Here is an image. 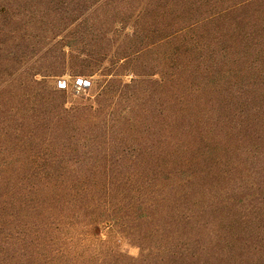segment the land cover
I'll return each instance as SVG.
<instances>
[{"label": "trees", "instance_id": "obj_1", "mask_svg": "<svg viewBox=\"0 0 264 264\" xmlns=\"http://www.w3.org/2000/svg\"><path fill=\"white\" fill-rule=\"evenodd\" d=\"M15 5L0 264H264V0ZM67 69L99 77L52 85Z\"/></svg>", "mask_w": 264, "mask_h": 264}, {"label": "rangeland", "instance_id": "obj_2", "mask_svg": "<svg viewBox=\"0 0 264 264\" xmlns=\"http://www.w3.org/2000/svg\"><path fill=\"white\" fill-rule=\"evenodd\" d=\"M16 2H18L21 6H13V9L15 11H18V10H23V8H26L28 6V3L29 1L31 0H15ZM254 23H255V28H256V25H257V20L255 19L254 20ZM3 61V58H0V63H2ZM7 60H5V63L7 64ZM125 68L121 69L122 71H126ZM0 71H1V65H0ZM99 76L97 75H86V76H77L75 75V73L71 70V69H67L65 74L61 75V76H54L51 81H52V85H58L59 86V82L61 80H64L65 81V86L63 88H66L68 91L70 92H74V91H84V88L83 86L81 85H78L77 81L78 79H85V80H89L92 82V84L94 83L95 79H97ZM132 76L131 75H128L126 77V79H130ZM117 247L122 250L123 252L125 253H128V254H131L133 256H138L139 255V252H140V249L138 248V246H136L135 244H133L131 241H129L128 239L126 238H122L120 236L117 235Z\"/></svg>", "mask_w": 264, "mask_h": 264}, {"label": "water", "instance_id": "obj_3", "mask_svg": "<svg viewBox=\"0 0 264 264\" xmlns=\"http://www.w3.org/2000/svg\"><path fill=\"white\" fill-rule=\"evenodd\" d=\"M77 83H78V85H79V84H82L83 87H89V86L91 85V81H89V80H83V79H81V78L77 81ZM65 84H66V83H65L64 80H61V81L59 82V86H60V87H64Z\"/></svg>", "mask_w": 264, "mask_h": 264}, {"label": "built area", "instance_id": "obj_4", "mask_svg": "<svg viewBox=\"0 0 264 264\" xmlns=\"http://www.w3.org/2000/svg\"><path fill=\"white\" fill-rule=\"evenodd\" d=\"M78 80H79V79H78ZM83 80H85V79H83ZM79 85L83 86L82 84H79Z\"/></svg>", "mask_w": 264, "mask_h": 264}]
</instances>
